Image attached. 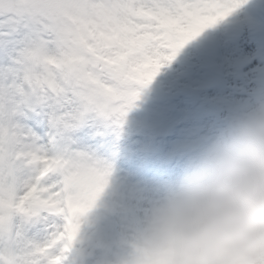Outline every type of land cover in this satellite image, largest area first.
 <instances>
[{
    "label": "snow or ice",
    "instance_id": "snow-or-ice-1",
    "mask_svg": "<svg viewBox=\"0 0 264 264\" xmlns=\"http://www.w3.org/2000/svg\"><path fill=\"white\" fill-rule=\"evenodd\" d=\"M248 3L0 0V264H61L108 177L62 143L90 114L120 122L164 63ZM46 210L66 222L37 243L25 222Z\"/></svg>",
    "mask_w": 264,
    "mask_h": 264
},
{
    "label": "rangeland",
    "instance_id": "rangeland-1",
    "mask_svg": "<svg viewBox=\"0 0 264 264\" xmlns=\"http://www.w3.org/2000/svg\"><path fill=\"white\" fill-rule=\"evenodd\" d=\"M226 23L206 29L164 63L154 79L140 89L120 122L90 114L70 141L62 143L69 153L74 143L79 148L76 154L102 162L108 171L104 190L80 220L79 232L90 240L85 244L86 255L92 252L89 264H122L129 242L142 224L140 215L145 209L130 197L127 183L139 185V180L146 179L147 188L163 190L232 115L264 96V90L251 94L258 79L253 69L244 68L238 76L236 69L245 63L241 58L252 60L254 48L251 42L231 37ZM202 64L210 67L204 69ZM216 74L221 76L212 86L210 80ZM243 90L245 95L240 94ZM152 126L160 129L161 139L167 136L168 144L159 146L158 141L154 146ZM100 131L109 137L103 140L104 149L94 145L92 137ZM160 174L162 182L154 177ZM54 178H60L59 173ZM56 222L46 210L25 222V234L34 242L44 243L51 238Z\"/></svg>",
    "mask_w": 264,
    "mask_h": 264
},
{
    "label": "clouds",
    "instance_id": "clouds-1",
    "mask_svg": "<svg viewBox=\"0 0 264 264\" xmlns=\"http://www.w3.org/2000/svg\"><path fill=\"white\" fill-rule=\"evenodd\" d=\"M122 264H264V96L150 201Z\"/></svg>",
    "mask_w": 264,
    "mask_h": 264
},
{
    "label": "bare ground",
    "instance_id": "bare-ground-1",
    "mask_svg": "<svg viewBox=\"0 0 264 264\" xmlns=\"http://www.w3.org/2000/svg\"><path fill=\"white\" fill-rule=\"evenodd\" d=\"M111 143V139L109 141V144ZM113 147V145H111ZM139 185L136 184H130L127 183L128 187V193L130 194V197L133 198L139 206H142L143 210L142 212V218L145 215V211L150 203L151 200H153L156 196H158L161 192V190H158V192H154L152 189L147 188L144 183L141 181H138Z\"/></svg>",
    "mask_w": 264,
    "mask_h": 264
}]
</instances>
